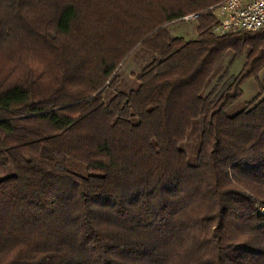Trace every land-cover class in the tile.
Masks as SVG:
<instances>
[{
  "label": "trees",
  "instance_id": "obj_1",
  "mask_svg": "<svg viewBox=\"0 0 264 264\" xmlns=\"http://www.w3.org/2000/svg\"><path fill=\"white\" fill-rule=\"evenodd\" d=\"M219 1L0 0L2 45L62 68L0 89V264H264V97L235 110L264 26L216 33Z\"/></svg>",
  "mask_w": 264,
  "mask_h": 264
},
{
  "label": "rangeland",
  "instance_id": "obj_2",
  "mask_svg": "<svg viewBox=\"0 0 264 264\" xmlns=\"http://www.w3.org/2000/svg\"><path fill=\"white\" fill-rule=\"evenodd\" d=\"M196 26L197 18L178 21L171 28L177 35H182L187 39H194L197 36ZM0 44L2 45L1 42ZM55 52V50L42 48L37 45H33L31 48L22 46L5 48L3 45L0 46V89L15 83H24L34 85L36 91H40L38 93L44 92V90H47L46 92L54 90L59 83L57 80L61 76L60 70L62 69L58 55ZM143 52L144 50L138 51L135 56L123 60L118 66L119 81L117 82H120V84L123 82L122 86L119 84L121 89H128L130 86L138 84L136 76L143 71L149 59ZM225 59L227 62V56ZM245 62V57H237L231 70L234 73H238ZM72 80L67 82H69L68 86L70 85L69 87H73V89H77L82 84V82H71ZM107 84L109 82L105 85ZM115 88L116 86L112 90ZM243 91L241 100L236 104V111H240L243 104L251 102L259 94L264 97V69L259 73L258 77H251L244 82ZM260 210L264 212V207H260Z\"/></svg>",
  "mask_w": 264,
  "mask_h": 264
},
{
  "label": "built area",
  "instance_id": "obj_3",
  "mask_svg": "<svg viewBox=\"0 0 264 264\" xmlns=\"http://www.w3.org/2000/svg\"><path fill=\"white\" fill-rule=\"evenodd\" d=\"M209 9L215 18V32L220 35L236 30L256 31L264 26V0H221ZM199 13L181 20L195 19Z\"/></svg>",
  "mask_w": 264,
  "mask_h": 264
}]
</instances>
